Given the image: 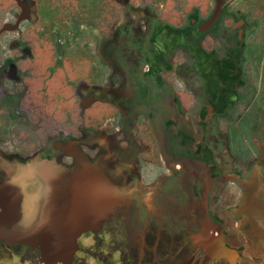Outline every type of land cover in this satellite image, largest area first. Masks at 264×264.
<instances>
[{"label":"rangeland","instance_id":"obj_1","mask_svg":"<svg viewBox=\"0 0 264 264\" xmlns=\"http://www.w3.org/2000/svg\"><path fill=\"white\" fill-rule=\"evenodd\" d=\"M21 2L27 8V18L10 30L22 9L15 0H0V29L6 27L0 33V100H6L0 111L2 173H18L17 165L58 136L74 142V149L84 153L86 161L93 165L101 162L109 170L118 162L112 153L134 148L125 156L134 161L132 168H118L119 176H114L124 190L118 192L126 196L129 206L118 207L117 218L89 234L90 240H82L84 255L78 262L264 264V192L258 186V176L254 177L264 174V0H224L220 14L224 15L216 30L200 41L207 54L223 57L226 50L235 47L233 40L228 41L236 34L234 19L244 18L246 27L238 54L242 99L233 110L211 121L209 126L216 130H207L214 165L227 172L230 167L225 164L231 162V167L241 171L243 184L230 180L215 186L219 192L216 204L215 199L209 201L202 194L200 200H206L207 205L200 220L195 210H201V202L199 207L194 202L188 209L185 198L183 207L164 199L169 192L177 194L176 185L174 179L163 175L167 163L158 160L159 153L150 146L160 147L150 126L171 134L182 111L184 123L192 126L199 108L213 103L204 90L209 91V82L215 84L216 76L203 70L204 64L198 63L189 49L175 47L177 39L171 38L165 27H185L195 9L199 14L197 27L214 11L216 0ZM23 46L29 58L22 56ZM14 59L16 67H11L10 79L3 64ZM203 73H208L207 78ZM128 80L126 93L120 86ZM162 82L169 84L171 94L166 86H160ZM93 92L98 94L96 99ZM120 92L124 104L129 101L136 110L128 111V104L119 107L103 96L114 98ZM139 109L147 110L150 115H145L151 119L138 114ZM176 132L168 136L162 151L166 150L171 159L175 156L181 160L187 154L202 158L195 135L182 128ZM147 137L152 140L148 142ZM100 142L108 149L107 155L111 153L106 160L96 157L106 153ZM156 155V165L161 163L164 168L157 175L156 169L146 168L154 165L151 158ZM14 157L21 163L13 162ZM47 160L40 159V165L51 162ZM53 162L67 165L71 158L59 156ZM26 169L32 170L29 165L23 166ZM208 177L214 179L213 174ZM183 183L199 182L184 176ZM214 193L211 188L209 196ZM128 195L134 196L129 199L131 203ZM22 211L26 213V208ZM157 242L159 246L153 244ZM11 254L0 244V264H39L36 251L26 249L19 253L24 255L21 258Z\"/></svg>","mask_w":264,"mask_h":264},{"label":"flooded vegetation","instance_id":"obj_2","mask_svg":"<svg viewBox=\"0 0 264 264\" xmlns=\"http://www.w3.org/2000/svg\"><path fill=\"white\" fill-rule=\"evenodd\" d=\"M17 6H19V5L17 4ZM21 15H22V13H21ZM26 16H27V14H26ZM26 16L24 18H27ZM23 19H21V20H23ZM20 21L17 20V22L15 24H17ZM239 24L242 27V26H244L245 23L243 24L242 20H240ZM15 28H16V26H15ZM13 29H10V30H13ZM25 49H26V46H23L22 56L24 55L25 58L26 57L29 58L28 53L26 52ZM241 51L242 50H240V51L226 50L224 56L230 55L233 59L238 60V54ZM16 53H17V51L15 52V54ZM24 57L22 58V60L24 59ZM16 60L15 59L14 60H7L5 62V64H3V68L7 71L6 72L7 76H9L10 79H12V75L10 74L12 72L11 67H16L15 66ZM211 72L213 73L212 75H215L217 78L215 81L216 86H214L215 85L214 83L212 84L209 82V85L207 84L209 86L208 87L209 91L204 90V92H205V94H207V92L209 93L208 95L210 96L211 100L213 99V103L210 104V107H208L206 105V107H200L199 108L200 112L199 113L197 112L196 121H195L194 125H192V126H190V125L188 126L184 123L183 111H182V113L179 114V118H178L179 120H178L177 127H173L175 129V131L173 128H172L173 130H171L172 131L171 134H173L175 132V135H176L177 134L176 130H178L179 128H182V130H185L188 135H190V134L195 135L194 137H196L198 139V144L201 148L200 155L202 156L203 159L198 157V156H195V155H189V154L183 155V159H184L183 161L185 164H187V167H185L184 170H187L189 168H193L194 170L197 171V169L199 167L204 168V173L201 176L202 180H201V184L199 183L200 187H199L198 191H195L193 193V197H190L188 199L191 205L194 202H196V203L198 202V204L200 205V202H201V200H200L201 194L200 193L201 192H203L207 196L206 198H208L209 201H210V199H212L211 201H213V199H215V204H216L217 203L216 198H218L219 192L217 193L218 189L215 190V186L219 187V184H221L222 182L224 184H226L228 181L231 180V182H241L240 184H243L242 178H241L242 177L241 171L236 169V168L231 167L232 165L230 166V164H229L231 162H229L228 164H225V166L230 167V170H229L230 172L228 174H225L224 170L220 166L218 167V166L214 165V162H215L214 157L215 156H213L211 154L213 152H212V150L209 149V147L207 145L208 144L207 143L208 142L207 141V134L209 133L207 130L215 129V128H212L213 126H209L211 121H214L217 117L222 116L225 112H228L229 110H233L234 107L237 106V104L242 99V94L240 93V89L244 86V84L242 83V80L240 78H233L232 75H230V77H228V78H219L216 74L218 71L212 69ZM207 75L204 76V74H203V76L205 78H207ZM163 82H166V81H163ZM163 82L160 86H166L165 90H168L169 84L167 83L165 85V84H163ZM129 86H130L129 80L123 81L120 88L123 92L126 91V93H128ZM158 86H159V84H158ZM213 89H215L214 93H213ZM168 92L170 93L169 90H168ZM121 94H122V92H120L119 94H116V97H114V98L112 96H110V94H104L103 96L106 98L105 99L106 101L112 102L113 104L116 103L119 107L125 106L126 104H128L131 107V104L129 101H127V103L124 104V102H126L124 99L125 97H122ZM91 95H93V97L95 99L98 96V94L96 92H93ZM9 99H8V101H9ZM5 101H6L5 99L0 100V111L5 108V106H6L4 103ZM1 104H3L4 106ZM129 106H127L128 111H129V109L130 110L131 109L136 110V107L130 108ZM224 106H225V109L221 110L222 108H224ZM212 109H213V111H210ZM139 110H140L139 112L137 111L138 114H141V115L144 114L142 116H148L151 119V117L149 116L150 114L147 110L146 111H142V109H139ZM9 112H11V110ZM142 112H144V113H142ZM1 113L2 112H0V114ZM145 113H148L149 115H147V114L145 115ZM127 118L130 119V117H127ZM149 121L152 124V121L151 120H149ZM183 127H184V129H183ZM150 130H151V133H152L154 139L156 140V142L158 144H160V147H158V153H159V159L158 160H162L165 163H167L169 161V159L170 160L173 159L172 161H178L179 158L173 156V158L171 159L170 156L167 154L166 150L162 151V149H163L162 145L165 144L168 136H170L171 134H168V132L165 133L163 131V129H161L160 127L157 128L153 124H152V127L150 126ZM100 144H101V147H103L105 149L106 153L98 154V155H96V157H99V159H102V160H106L108 155H111V153L107 155L108 149L106 148L105 145H103V143L100 142ZM75 146H76V144L74 142H72L70 140L62 139L61 137L58 136L57 138H52L51 141L49 143L45 144L44 147L40 148L31 157H28L26 159L25 163H23L21 165H17L16 169H17L18 173H16V174L13 173V174H9L8 176H5L2 173L3 166L0 165V168H1L0 169V183H2V182L7 183L9 188L17 190V193H18L17 208L19 209L20 215H19L18 220L15 223L17 228L28 229V228L32 227L33 225H35V223L38 221V219L41 215V210L43 208V205L46 202L47 193L49 191V189H48L49 185L43 179V176H42V173L40 170L39 160L40 159H48V160H51L53 165H55L53 160L56 159V157L65 156L66 158H71L70 164H67V165L61 164L60 166L55 165V169L57 170L59 175H61V177L63 178V185H66L68 182L67 179L71 178V175L74 172L79 171L81 169L80 161H78L75 157H73L71 154H69L67 152L68 148H75ZM148 147H149V145L147 144L146 148L148 149ZM159 148H160V150H159ZM78 151L80 152V150H78ZM225 151L226 150L223 149L221 151V153L224 155ZM144 152L147 153L148 150L147 151L145 150ZM80 153L83 155V158L85 160H87L85 154L82 152H80ZM112 154H115L117 156L118 160H122L121 159L122 157L125 158L126 155L130 156L131 151L124 149L122 151L118 150ZM12 161L15 163H21L20 159L17 157L12 158ZM195 163H198V164L196 165ZM27 165L31 166L32 170L26 169L24 171L23 166H27ZM94 165L97 168V170L101 171L108 178V180L111 182V184L115 187V189L117 191L124 193L123 192L124 190H122V191L120 190L121 188L117 182V179H115V177H114V176H119L117 171H115L114 167L111 168V170H109L108 167L106 165L105 166L102 165L101 162L95 163ZM197 166H198V168H197ZM102 170H104V172ZM210 174L211 175L213 174L214 179L212 177H208ZM257 176L259 179V180L257 179L258 180V186L262 188V193H263L264 192V174H262V172H261V174H259V173L254 174V177L257 178ZM131 177H132V175H131ZM207 179H210V181L212 180L210 182L211 183L210 185H211V188H213V190L216 192V193H214V197L213 196L210 197L209 196L210 193L206 191L205 186L204 187L202 186V184L204 185V183H203L204 180H207ZM194 180H195V178H194ZM128 197L129 198H126V199L129 200L130 198H133L134 196L128 195ZM0 199H3L4 202L8 199L9 203H7V202L6 203L8 204V206H12L14 194L2 193V194H0ZM129 201H130L129 203H131V200H129ZM24 207L26 208V213H23V211H22V209ZM234 207L236 210L238 209L236 206H234ZM118 209H119L118 207H115L113 212L109 213L108 216L106 217V219L101 220L98 223L97 229L87 231V232H85L79 236V238L77 240V245H78L79 251L75 255L73 264H82L81 262H78L79 261L78 257L84 255V250L80 247L82 244V240H84L85 242H86V240H90L89 234L98 232L102 228V225L104 222L109 223L113 217L117 218L118 212H119ZM22 218H23V222H22ZM20 221L22 222V225L20 224ZM12 228H13V226H11V225L7 226V229H12ZM0 244H2L8 251H10L12 253L11 256H13L15 258L23 257L24 255L19 254V253L25 252L26 249L31 250V251L32 250L36 251L38 253V262H39V264H41L39 261L40 254H39L38 249H36V248L30 247L27 245H23V244H16V245L8 244L1 237H0ZM153 244L155 246L156 245L159 246L158 242H157V244H155V243H153Z\"/></svg>","mask_w":264,"mask_h":264},{"label":"water","instance_id":"obj_3","mask_svg":"<svg viewBox=\"0 0 264 264\" xmlns=\"http://www.w3.org/2000/svg\"><path fill=\"white\" fill-rule=\"evenodd\" d=\"M15 1L22 8L20 21L26 16L27 8L21 0ZM223 4L224 0H216L214 17L222 13ZM67 152L80 161L81 169L63 185V178L51 162L40 165L43 179L50 189L38 221L28 229H19L15 225L20 215L17 190L9 188L7 183H0V194H14L12 206L0 199V237L8 244L38 249L41 264H73L79 251V236L97 229L98 223L106 219L115 207L129 206L108 178L86 161L77 149L68 148ZM8 225L13 228L7 229Z\"/></svg>","mask_w":264,"mask_h":264},{"label":"trees","instance_id":"obj_4","mask_svg":"<svg viewBox=\"0 0 264 264\" xmlns=\"http://www.w3.org/2000/svg\"><path fill=\"white\" fill-rule=\"evenodd\" d=\"M224 15V14H223ZM223 15H219L217 18L213 16V12L210 13L207 18L203 21H200L197 27L194 28L195 23L199 22V14L198 10L195 9L191 14L189 15V22L188 24L183 27V29L166 26V32L167 34H171V38H174L176 40L175 47H180L183 45V48L189 49L193 55L196 61L200 64H204V69H207L208 73H211L212 69L218 71L216 74L219 78H228L230 75L233 76V78H240L239 72H240V64H238V60L233 59L230 55H226L222 58H217V56H211V54H207L206 51H204L200 45V41L202 38L209 32H214L218 26V23L221 21ZM242 20V23L244 24V18L239 17L234 19L233 26L235 31V37L229 38L228 41L234 43L236 46L234 50L240 51L242 48V35L243 31L245 30V24L244 26H240L239 21ZM6 30V27H2L0 29V33L4 32ZM242 32V33H241ZM235 58V57H234ZM206 73L205 75H207ZM220 75H219V74ZM204 74V73H203ZM225 109L222 108L221 110ZM145 129V135H148V128L147 126L144 127ZM147 131V133H146ZM152 140L150 137H147V141ZM149 142V141H148ZM149 145V144H148ZM152 150L155 154H158V147L157 144L150 143V146H152ZM146 157L150 160V156L146 154ZM158 155L153 156L151 160L154 163L157 162ZM226 207V206H225ZM222 208H224V205H222Z\"/></svg>","mask_w":264,"mask_h":264},{"label":"crops","instance_id":"obj_5","mask_svg":"<svg viewBox=\"0 0 264 264\" xmlns=\"http://www.w3.org/2000/svg\"><path fill=\"white\" fill-rule=\"evenodd\" d=\"M180 29H183V28H180ZM183 45H181L180 47H182ZM177 49V48H176ZM183 129H184V127H183ZM186 129V128H185ZM128 150H130L131 151V153H132V151H134V148H132V150L129 148ZM143 151H145V149L143 150ZM147 154V153H146ZM131 158V157H130ZM122 160H118L117 159V166L115 167L114 166V168H115V171H118V168L120 169H122L123 167H125V168H127V167H131L132 168V165H133V163L132 162H134V161H130L129 159H125L124 157H122L121 158ZM129 160V161H128ZM126 161V162H125ZM148 161V160H147ZM145 163H148L149 164V162H145ZM151 163H154V162H151ZM150 163V164H151ZM199 163V162H198ZM198 163H195L196 165L198 164ZM157 163H154V165H152L151 164V166H150V168L149 167H146V168H148V171H151L153 168L154 169H156V175H157V172H161V171H163L162 170V168L163 167H161V163H159L158 165H156ZM185 165L187 166V164H185L184 162H183V159H181V160H178V161H168L167 162V165H166V169H168L166 172H165V174H163L165 177H167V178H172V179H174V182H175V185H176V191H177V194L176 193H172V195L170 194L171 192H169V193H167L166 195H168V196H164V199H166V200H170L171 201V204L173 205V206H176V204L178 203L180 206H182L183 207V198H185L184 200H187L186 201V203H185V206L186 207H191V204H190V202H189V198L190 197H193V193L195 192V191H198V189H199V185L201 184V180H202V175H203V173H204V168H202V167H199L198 168V166H197V171L196 170H194L193 168H189V169H187V170H184L185 169ZM149 166V165H148ZM164 169V168H163ZM147 170V169H146ZM230 170V169H229ZM139 171V170H138ZM142 171H145V169L143 170L142 169ZM142 171H141V173H140V171H139V175H143V173H142ZM230 171H227V172H225L224 171V173L225 174H228ZM118 173V172H117ZM184 176L185 177H194L195 178V180L197 181V182H199V183H197L196 185L194 184V185H192V184H185V183H183V179H184ZM211 181H210V179H207V180H204V185L202 184V186L204 187L205 186V189H206V191L207 192H211V183H210ZM201 189V188H200ZM201 194V198L203 199V197H202V194H204L203 192H201L200 193ZM214 197V196H213ZM177 199L179 200V202H177ZM205 201V202H204ZM202 204H203V207L201 208V210H200V208L199 209H196L195 210V214L197 215V217H199L198 219L200 220V218H201V215H203L204 213H203V208L204 207H206V205H207V202H206V200H202V202H201ZM188 208V209H192V208ZM198 207H199V204H198ZM203 219V218H202ZM204 220V219H203ZM203 220H201V223H203L204 221ZM197 229V228H196ZM204 229H202V231H203ZM202 231H201V233H202ZM201 236V235H200Z\"/></svg>","mask_w":264,"mask_h":264},{"label":"bare ground","instance_id":"obj_6","mask_svg":"<svg viewBox=\"0 0 264 264\" xmlns=\"http://www.w3.org/2000/svg\"><path fill=\"white\" fill-rule=\"evenodd\" d=\"M5 202L9 203V200L7 199Z\"/></svg>","mask_w":264,"mask_h":264}]
</instances>
